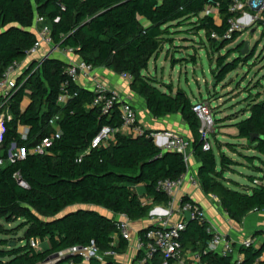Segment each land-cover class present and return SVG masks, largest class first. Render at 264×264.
<instances>
[{
  "label": "trees",
  "instance_id": "1",
  "mask_svg": "<svg viewBox=\"0 0 264 264\" xmlns=\"http://www.w3.org/2000/svg\"><path fill=\"white\" fill-rule=\"evenodd\" d=\"M233 1L0 0V80L14 62L26 60V53L38 40L34 31L36 20L44 18L58 49L72 51L94 68L131 75V90L144 100L154 119L182 116L193 135V154L200 163L198 180L203 192L214 196L229 218L241 224L252 212L264 213L262 94L248 101L244 120L231 119L238 130L235 139L246 143L227 145L261 175L249 177L253 184L249 190L234 191L226 186L225 175L238 162L222 153L219 169L214 148L203 149L201 122L188 94L182 90L175 92L172 85L161 88L155 78L146 75L151 61L163 53L164 45L173 43L169 38L172 30L188 23L205 32L212 50L217 53L235 43L241 32L231 38L227 36L230 20L241 18L231 11ZM209 9L217 11L220 23L213 16H202ZM214 34L217 39L213 38ZM244 47L242 43L217 59L212 74L218 85L253 58L242 54ZM192 60L195 62V57ZM68 67L53 57L33 62L10 96H0V117L4 116L0 160L5 162L0 166V221L20 222L15 230H25L22 247L16 243L11 247L14 242L0 240V264H44L53 256L74 247H87L93 241L102 253L122 254L129 243L122 237L116 241L119 231L115 218L126 215L131 222L149 218L153 205L169 203L168 197L158 191V184L175 180L188 171L183 156L162 150L150 130H145L140 137L124 135L120 131L123 126L120 104H115L108 116L104 115L100 107H92L97 96L94 90L71 83L67 90L75 96L64 106L60 105L58 100L68 79ZM56 117L61 131L58 139L56 128L49 123ZM105 126L117 131L115 141L108 148L90 150L92 141ZM253 135L259 139L251 141ZM45 139L54 140L49 153L32 154ZM13 146L27 157L9 163ZM239 148L254 151L257 156L240 154ZM255 161L261 166H256ZM140 185L145 187L152 205H144L134 191ZM184 201L202 210L194 201ZM65 214L70 215L58 220ZM210 225L206 219L188 220L181 234L184 251L197 252L205 264H239L234 258L208 251ZM0 229L2 235H13V230L2 226ZM259 235L264 236L256 234L255 238ZM32 240L46 244L47 249L32 248ZM240 254L243 255L240 264H264V240L258 248L242 247ZM141 258L139 255L138 260ZM71 261L83 263L77 256L59 264ZM162 263L158 255L147 264ZM89 264L114 263L93 259Z\"/></svg>",
  "mask_w": 264,
  "mask_h": 264
},
{
  "label": "built area",
  "instance_id": "2",
  "mask_svg": "<svg viewBox=\"0 0 264 264\" xmlns=\"http://www.w3.org/2000/svg\"><path fill=\"white\" fill-rule=\"evenodd\" d=\"M231 11L233 14L240 15L241 18H232L230 20V30L228 38L234 33L243 32L245 28L251 25H257L259 20L263 19L264 13V0H234L231 5ZM217 11L207 10L203 16H217ZM34 31L38 36V40L35 46L26 53V59L33 58L43 46L55 47L52 39L51 29L46 24L44 18H38L34 27ZM213 38H218L216 34ZM55 52V51H53ZM24 65L23 62H14L6 71L2 80H0V96L9 97L12 91L16 88L17 80L15 75ZM95 71L92 65L80 62L79 64L69 65L67 69V81L63 85L62 94L59 97V104L64 106L70 98L75 95L70 94L67 90L71 83H79L81 78L90 79ZM121 77L131 83L133 77L128 74H122ZM97 96L92 104V107H100L104 115L108 116L115 104H120L121 114L123 119V126L120 130L124 135L140 137L145 134L144 128L140 125L138 111L129 102H122L119 94L111 92L108 89L98 86L95 90ZM193 111L196 113L201 122L200 134L204 141L203 149L205 151L211 150L210 138L212 133H215V121L213 116V110L211 105L207 102H198L194 104ZM4 116L0 122H3ZM59 118H53L49 121L50 125L56 128V139L61 137V131L57 125ZM3 126V123L0 125ZM116 130L110 126L103 127L98 135L94 138L91 143L90 150L99 148H108L112 142L115 141ZM27 131H23V137H25ZM151 137L155 140L156 144L164 151H172L183 156L186 164L189 165L193 154V143L183 135L175 132H152ZM54 140L45 139L38 144L33 150L32 154L37 156H44L49 153V149L52 147ZM13 146L9 151V163L14 162L16 159H25L27 154L23 151H19ZM5 162L0 160V166H3ZM186 183H189L194 188H200V182L195 177H192L187 171L175 180H164L158 184V191L165 194L169 203L167 204L170 208L169 218L174 215L177 211V198L181 193ZM144 205L149 204L143 202ZM178 210L187 215L188 220L206 219L203 210H200L197 206H193L190 202L180 200L178 204ZM168 218V217H167ZM161 219L160 225L153 228H149L144 231L142 235H138L136 240L133 238L132 222L126 215H119L115 218L117 222V228L119 235L116 237L118 241L119 237H122L125 241L130 243L134 242V247L142 258L138 260V264H147L155 259L156 256L160 255L163 259L162 264H187L188 256L181 243V234L186 229L187 222H180L175 225L171 224L169 219ZM207 233L211 235V240L208 244V251L219 254L223 257L234 258L239 264L243 261V255L240 254L242 247L251 248L256 246V240L249 238L245 240L240 247H237L229 238L219 233L214 227L210 225L207 229ZM32 248L36 250H43V243L39 240L31 241ZM81 257L83 260L82 264H89L91 260L96 259L99 262L106 263L109 260L115 259L117 253L105 252L102 253L97 244L93 241L87 247H74L68 252L57 255L56 258H50L44 264H59L67 258ZM193 261V264H205L201 260L199 254L189 256ZM69 264H76L71 261Z\"/></svg>",
  "mask_w": 264,
  "mask_h": 264
},
{
  "label": "rangeland",
  "instance_id": "3",
  "mask_svg": "<svg viewBox=\"0 0 264 264\" xmlns=\"http://www.w3.org/2000/svg\"><path fill=\"white\" fill-rule=\"evenodd\" d=\"M217 22L220 23L218 17ZM172 31L173 34L169 38L173 40V43L168 44V49L164 48L159 60L156 61L154 58L151 61L146 75L155 78L160 83L161 88L164 85H172L175 92L178 90L186 92L194 104L207 102L211 105L215 121V133H212L210 138L211 146L214 148L219 162V150L238 162L237 166L229 169L225 177L231 190L242 191V188L231 183L247 184L248 180L243 178V175L245 177H257V173L253 171L254 166L246 159L238 154H232L233 150L227 144L237 141L221 132L225 130L229 134L232 131L233 127H222L223 124L231 126L233 124L232 118L237 117L236 122L244 120L243 113L246 111L248 101L251 100L252 96L262 94V99H264V26L259 24L248 26L241 32V37L235 43L219 53L212 50L205 32H199V29L190 23ZM247 42L250 43L248 56L253 58L247 63L241 64L239 69L230 74L224 83L218 85L212 74L217 66V59L224 56L230 49ZM182 47H186V49L181 51ZM237 56H232L230 61L236 59ZM193 57H195V62L192 60ZM27 62L29 59H26L24 64ZM2 123L1 121L0 125ZM220 135L222 138L219 139L218 136ZM244 152L249 156H257L254 151ZM247 165H250L251 168L248 169ZM255 165L261 166L259 161H255ZM20 224V222L6 224L0 221V226L5 230H13V235L0 234V240L14 242L16 245L18 244V247L24 246L25 242H21V239L24 238L25 230H15Z\"/></svg>",
  "mask_w": 264,
  "mask_h": 264
},
{
  "label": "crops",
  "instance_id": "4",
  "mask_svg": "<svg viewBox=\"0 0 264 264\" xmlns=\"http://www.w3.org/2000/svg\"><path fill=\"white\" fill-rule=\"evenodd\" d=\"M217 17L218 15L214 17L215 20H217ZM168 47V44L164 45L165 49H168ZM182 48L183 49H181V51L186 49V47ZM48 57L59 58L68 65L79 64L80 62H82L80 57L75 55L72 51L60 50L57 47L51 48L48 46H43L38 54L31 58L29 62H27V64H24L22 68L17 72V74L15 75V80L18 81L25 74L26 69L32 64V62H42ZM159 58H157L156 61L159 60ZM78 85L82 88H88L90 90H95L98 86H102L111 92H116L117 94H119L122 102H129L137 109L140 125L144 128V130H150L151 132H175L183 135L190 141H192L193 139L191 130L185 123L181 115H173L164 119H154L148 113L144 100L133 93V91L131 90V84L128 81L124 80L121 75L115 74L112 71L104 68H95L92 77L90 79L81 78ZM247 116L248 115H246L245 117ZM233 124H231V126H228L229 124H223L222 127H233ZM231 130L232 131L229 134L228 132H225V130H222L221 133L225 136L232 137L233 140H236L235 137H237L238 135V130L234 127ZM218 138H222V135L218 136ZM236 141L237 142L233 144L240 145L246 143L245 141ZM238 152L240 154L248 155L242 149H238ZM222 153L223 151L221 152L219 150L218 154L221 155ZM232 154L236 155L235 153ZM217 161L218 168L220 169V162L218 159ZM247 167L248 169L251 168L250 165H247ZM199 168L200 163L193 155L188 172L192 177L198 179ZM260 176V174H257V177H254L259 178ZM243 178L248 180V182H246L247 184L234 182L231 184L242 188V190H249L251 187H253V184L250 182L249 177H245L243 175ZM226 186L229 188V182H226ZM134 191L143 202H147L149 203V205H152V201L149 200L146 196V190L144 186H137L134 188ZM185 199L194 201L203 210L211 226L214 227L219 233L229 238L237 247H240V245L249 238H254L256 240V248L262 245L264 236L259 235L255 238V235L264 234V213L252 212L247 218L242 221L241 224H238L229 218L227 213H225V211L222 209L220 202L214 196L205 194L201 187L194 188L189 183L185 184L181 193L178 195V201L176 204L177 211L173 216H171L170 218L168 216V213L170 211L168 205H153L149 218L137 222H132L133 238H135L136 240L137 236L143 233L146 229L159 226L161 219H166L167 217V219H169L171 224L173 225L180 222H188L187 215L182 214L178 210V204L180 200ZM43 249H47L46 244ZM185 252L189 254V256L198 254L197 252L192 251ZM189 256L187 264H193V261ZM108 262H112L114 264H138V252L134 247V242L130 243L124 253L117 254V257L115 259L109 260Z\"/></svg>",
  "mask_w": 264,
  "mask_h": 264
},
{
  "label": "water",
  "instance_id": "5",
  "mask_svg": "<svg viewBox=\"0 0 264 264\" xmlns=\"http://www.w3.org/2000/svg\"><path fill=\"white\" fill-rule=\"evenodd\" d=\"M259 25H261V26H264V19H261V20H259V23H258ZM253 33H255V31H253ZM249 53H250V43H246L245 44V47H244V49H243V51H242V54L244 55V56H248L249 55ZM56 59H58V60H61V59H59V58H56ZM34 62H36V61H34ZM32 64H33V62H32ZM3 133H4V128H3V126H0V143H1V140H2V135H3ZM257 139H259V136L258 135H253L252 137H251V141H255V140H257ZM262 140H264V137L262 138ZM15 148V147H14ZM21 184L23 185V186H25L26 187V184L24 183V182H21ZM94 210H96V209H92V211H94ZM68 215H70V214H65L64 216H61L60 218H58V220H61V219H64L65 217H67ZM151 228H153V227H151ZM149 229V228H148ZM148 229H146V230H148ZM145 230V231H146ZM11 247H13V246H15V243H13V244H11L10 245ZM57 257V255L56 256H53L52 258H56Z\"/></svg>",
  "mask_w": 264,
  "mask_h": 264
}]
</instances>
